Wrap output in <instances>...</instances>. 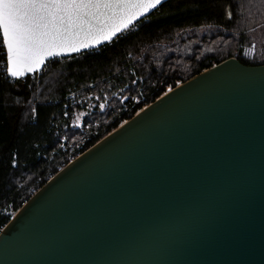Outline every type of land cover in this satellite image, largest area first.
<instances>
[{"label": "water", "instance_id": "1", "mask_svg": "<svg viewBox=\"0 0 264 264\" xmlns=\"http://www.w3.org/2000/svg\"><path fill=\"white\" fill-rule=\"evenodd\" d=\"M149 6L112 41L164 4ZM60 170L0 233V264H264V65L230 58Z\"/></svg>", "mask_w": 264, "mask_h": 264}, {"label": "trees", "instance_id": "2", "mask_svg": "<svg viewBox=\"0 0 264 264\" xmlns=\"http://www.w3.org/2000/svg\"><path fill=\"white\" fill-rule=\"evenodd\" d=\"M253 42L264 47V0H173L98 51L52 61L20 82L0 73V226L4 210L21 209L68 164L72 142L88 150ZM260 56L240 61L261 66ZM84 111L93 112L76 129Z\"/></svg>", "mask_w": 264, "mask_h": 264}, {"label": "snow or ice", "instance_id": "3", "mask_svg": "<svg viewBox=\"0 0 264 264\" xmlns=\"http://www.w3.org/2000/svg\"><path fill=\"white\" fill-rule=\"evenodd\" d=\"M160 4L161 0H0V59L6 58L7 74L20 79L59 51L79 52L112 41L128 30L137 13L142 16L149 6Z\"/></svg>", "mask_w": 264, "mask_h": 264}, {"label": "built area", "instance_id": "4", "mask_svg": "<svg viewBox=\"0 0 264 264\" xmlns=\"http://www.w3.org/2000/svg\"><path fill=\"white\" fill-rule=\"evenodd\" d=\"M2 43V41H0ZM252 45H255V48H252ZM258 55V46L256 43H251L247 46H242L240 52L236 54L233 58L238 59V60H243L246 62H252L255 61ZM0 73L4 74L6 78L10 79L7 75V68H6V58L5 59H0ZM41 74V73H40ZM87 150H85V146L82 145H77L74 148H71L69 151L68 155V164L72 163L74 160H76L78 157H80L83 153H85ZM65 165V167L67 166ZM24 205V204H23ZM15 210L14 208L10 207L8 210H4L1 214L3 218H7V222L4 226H0V233L4 229V227L13 221L16 217L17 212L19 211Z\"/></svg>", "mask_w": 264, "mask_h": 264}, {"label": "rangeland", "instance_id": "5", "mask_svg": "<svg viewBox=\"0 0 264 264\" xmlns=\"http://www.w3.org/2000/svg\"><path fill=\"white\" fill-rule=\"evenodd\" d=\"M263 51H264V47H261L260 48V50L258 51V55H257V58H258V60H260L261 59V56L260 55H262V53H263ZM256 58V59H257ZM179 84H183V83H179ZM178 84V85H179ZM169 89H171V88H169ZM169 89L167 90V91H169ZM95 108V105H93V107L91 108V109H94ZM106 108H105V105H104V108H102L101 110L102 111H104ZM93 111H90V113H92ZM90 113H88V112H86V111H84V112H80L79 114H77V116H76V120H75V124H74V127L76 128V129H82L83 128V121H84V119L86 118V117H88L89 116V114ZM77 117H79V119H77ZM83 132V131H82ZM78 140V139H77ZM77 145H82V146H85V144L84 143H80L79 142V144H76V145H73V142L69 145L70 147L69 148H74L75 146H77Z\"/></svg>", "mask_w": 264, "mask_h": 264}]
</instances>
